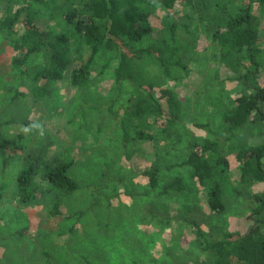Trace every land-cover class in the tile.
Returning a JSON list of instances; mask_svg holds the SVG:
<instances>
[{"label": "rangeland", "instance_id": "374dc122", "mask_svg": "<svg viewBox=\"0 0 264 264\" xmlns=\"http://www.w3.org/2000/svg\"><path fill=\"white\" fill-rule=\"evenodd\" d=\"M241 1L177 0L169 10L157 9L156 38L147 36L133 46L141 48L170 39L166 24L161 26L160 22L175 24L178 50L165 52L164 56L172 62L180 59L186 67L173 66L165 74L155 60L142 59L138 64L158 87L174 93L179 112L169 129L165 100L164 112H157L159 117L129 120L131 135L145 129L153 138L134 137L125 148L121 145L119 123L133 87L115 79L117 52L101 48L89 59L90 48L73 34L64 19L74 9L81 15L89 14L85 0L30 4L40 28L70 36L75 62L82 65L89 61L88 81L82 86L74 85L71 75L61 80L35 79L34 71L47 61L43 52L31 55L22 68L15 67L12 61L18 54L14 44L21 28L13 33L0 28V131L21 151L13 154L5 170L0 161V264H83L85 256L91 264H194L211 256L201 249L200 238L187 220H195L204 229L213 225L219 230H248L249 206L227 193L233 188L260 192L264 182L242 180L239 167L233 165L220 180L226 208L209 212L207 187H198L192 169L183 164L191 143L221 130L222 116L241 89L213 34L215 24L224 22ZM255 1L259 3L254 6L260 50L258 80L264 83V0ZM21 4L20 0H0V21ZM239 59L244 62L246 54L239 55ZM247 138L249 143H260L257 136ZM233 151L234 148L227 152L232 162ZM25 152H42L46 160L73 161L68 174L82 189L64 195L39 175L35 184L40 187L35 190L37 198L18 201L16 176ZM152 168L157 171L156 188L149 186L142 173ZM176 175L186 181L188 189L161 193ZM99 185H105L103 192L97 188ZM90 186H94L96 200L101 202L92 215L69 220L52 216L55 204L63 214L84 208L92 201ZM108 197L111 208L107 210L104 199ZM23 228L30 237L16 236L8 244L5 238ZM34 237L41 252L28 260Z\"/></svg>", "mask_w": 264, "mask_h": 264}, {"label": "trees", "instance_id": "16d2710c", "mask_svg": "<svg viewBox=\"0 0 264 264\" xmlns=\"http://www.w3.org/2000/svg\"><path fill=\"white\" fill-rule=\"evenodd\" d=\"M20 1L21 6L0 21V28L6 29L8 33L21 28V33L14 44L18 55L13 58V65L22 68L31 55L43 52L47 55V61L43 67L34 71L35 79L61 80L66 75H71L74 85L82 86L87 83L89 61L82 65L75 62L70 50V36L67 33L54 34L40 28L35 22L30 4L44 0ZM176 1L85 0L84 5L91 11L89 14L81 15L75 9L65 14V22L72 27L73 34L75 33L81 42L90 48L89 59H92L101 48L114 49L118 55L115 79L118 83L126 82L133 87L119 123L121 145L124 148L134 137L144 140L153 138V134L145 129L135 130L131 135L129 120L151 115L159 117L157 112H164L162 100H165L169 110V117L165 121L169 129L179 112V103L174 93L169 88L158 87L145 76L143 66L138 64L142 59L155 60L165 74H169L173 66L186 67L180 59L172 62L169 57L164 56L165 52L172 54L178 50L175 44L177 41L175 24L164 20L160 22L161 26L166 24L170 39H162L155 42L156 44L141 48L133 46V43L147 36L156 38L155 26L159 15L157 9L169 10ZM257 3L255 0H242L237 10L224 19V22H217L213 30L225 62L233 72L232 77L241 89L234 97L233 105L222 116L221 130L212 132L210 138L201 142L191 143L183 161L184 165L192 169L198 187H207L206 206L209 212H219L226 208L225 191L220 180L228 175L233 165L239 167L242 180L264 182V83L258 80L261 69L258 63L260 50L257 47L259 35L254 14V6ZM244 53L246 59L242 62L239 55ZM111 104L113 101L106 109L109 110ZM251 135L257 136L260 143H249L247 137ZM244 137L247 138L245 141ZM233 148L234 162L227 157V152H231ZM18 152L21 153L20 148L12 145L0 131L2 170L11 163L13 154ZM22 154L23 164L16 176L18 201L31 202L37 198L35 190L40 187L35 184L39 175L50 187L64 195L82 189L81 185L68 174L73 161L46 160L42 152ZM142 173L147 177L151 188L158 186L156 169L144 170ZM104 186L99 185L97 188L103 192ZM186 189H188L186 181L176 175L163 186L161 193ZM90 193L92 201L84 208L63 214L55 204L51 210L52 216L69 220L73 216L81 219L83 216L92 215L95 207L100 206L101 202L96 200L98 193L94 186H90ZM227 194L241 198L249 206L250 211L246 216L251 222L248 230L244 232L219 230L213 225L204 229L195 220H187L200 238L201 249L211 256L208 260L198 259L194 264H264V190L253 192L233 188ZM104 200L106 207L104 209L108 210L111 208V198ZM69 228L72 229L73 226L70 225ZM16 236L29 238L30 234L23 228L14 231L5 239L8 244H12ZM36 238H33V247L26 256L28 260L37 252H41ZM46 254L47 258L51 259V256ZM87 259L86 256L82 258L83 264H91Z\"/></svg>", "mask_w": 264, "mask_h": 264}]
</instances>
